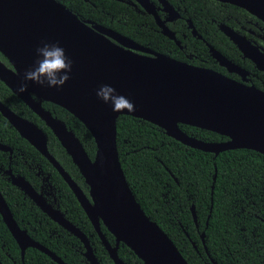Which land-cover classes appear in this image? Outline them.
<instances>
[{"label": "water", "instance_id": "95a60500", "mask_svg": "<svg viewBox=\"0 0 264 264\" xmlns=\"http://www.w3.org/2000/svg\"><path fill=\"white\" fill-rule=\"evenodd\" d=\"M135 1L155 16L164 35L175 39L165 22L159 20L149 0ZM218 1L241 7L264 22V0ZM160 2L166 11H172L167 1ZM223 31L258 70L264 71V54L257 47L224 26ZM43 42L59 44L65 50L73 62L70 78L62 88L29 83L26 92L17 94L24 71L36 61L35 48ZM176 43L179 45L178 41ZM0 50L18 71L7 68L0 61V80L50 128L83 176L89 187L88 195L49 153L47 135L39 126L1 102L0 113L63 177L113 262L126 264L117 253L119 244L123 243L141 259L142 264H189L165 231L148 217L135 199L118 156L117 117L130 115L143 119L162 128L182 144L214 155L238 148L264 155V91L212 69L173 59L111 29L92 26L56 0H0ZM210 51L228 71L241 76L245 74L214 48L211 47ZM103 84H110L117 94L127 97L134 109L112 111L111 106L95 94ZM41 100L65 108L85 125L96 144L93 159L74 132L43 108ZM179 124L207 129L227 137V140L205 142L187 135ZM0 150L12 153L11 148L1 142ZM5 172L12 184L19 187L42 212L81 240L89 264H99L82 231L58 208L52 207L24 177L14 175L10 169ZM191 213L196 222L194 205ZM0 215L20 247L22 261L25 250L33 247L56 263L67 264L19 227L1 192ZM101 223L114 236V246L104 236ZM201 239L204 243V232Z\"/></svg>", "mask_w": 264, "mask_h": 264}, {"label": "trees", "instance_id": "16d2710c", "mask_svg": "<svg viewBox=\"0 0 264 264\" xmlns=\"http://www.w3.org/2000/svg\"><path fill=\"white\" fill-rule=\"evenodd\" d=\"M82 20L109 27L138 44L192 65L221 69L205 42L194 36L182 19L169 27L176 31L182 47L162 35L153 19L125 2L117 0H56ZM179 4L181 15L189 18L204 40L228 59L242 64L236 46L217 28L225 23L238 27L234 16L257 18L245 9L216 0H169ZM224 6L223 9H221ZM226 11V12H224ZM0 58L5 57L0 53ZM257 73L264 77V73ZM243 65V64H242ZM225 73V70L221 69ZM264 90V87L257 86ZM0 101L13 112L32 121L47 134L48 150L81 189L89 187L58 139L45 123L0 80ZM42 106L66 123L93 159L96 144L85 125L65 108L50 101ZM187 135L205 142L227 140L216 132L179 124ZM0 142L12 154L0 150V192L20 228L67 264H88L83 243L48 217L12 184L5 171L11 169L36 189L46 182L54 188L65 217L87 236L99 264H115L102 244L75 195L52 164L40 154L0 113ZM116 145L126 180L141 208L172 240L189 264H264V155L251 149H229L214 155L182 144L165 131L143 119L119 115ZM11 156V157H10ZM216 178L214 180V175ZM47 178V180H45ZM213 186V189H212ZM194 205L196 222L191 213ZM106 239L114 236L101 223ZM204 232V243L201 233ZM118 257L126 264H142L141 259L120 243ZM1 264H58L44 252L28 247L23 261L21 250L0 215Z\"/></svg>", "mask_w": 264, "mask_h": 264}, {"label": "flooded vegetation", "instance_id": "af4514ba", "mask_svg": "<svg viewBox=\"0 0 264 264\" xmlns=\"http://www.w3.org/2000/svg\"><path fill=\"white\" fill-rule=\"evenodd\" d=\"M84 1H88V0H84ZM117 1H122V2H125L127 3L128 5H130L131 7H133L135 10L137 11H141V12H144L146 13L147 15H149L155 25L157 26V30L162 34V29L161 27L157 24V21L155 19V16L152 14V13H149L147 12L143 6H141L139 3H137L135 0H117ZM152 4H153V7L155 9V13L157 15V17L159 18V20L161 21H164L166 26L168 27V29L173 32L174 36H175V39H170L169 37H167L166 35H164L165 37L169 38L170 40H172L175 44L176 41L179 42V45L178 47H182V44L180 42V40L177 38L176 36V31H174L172 28L169 27V24H173V23H176L177 20H180L182 19V21L184 23H186L187 27L190 29L191 33L196 36L198 39H200L201 41L203 40L206 44V46L208 47L209 49V52L211 54V51H210V48H214L210 43L206 42L204 40V38L202 37L201 34H198L197 33V30L195 29V27L193 26L191 20L189 18H184L182 17L181 15V10H180V7H178L179 4H176L177 6H175L173 3H171L169 0H165L167 1L170 6L172 7V11H166L164 9V5L160 2V0H149ZM218 1V0H216ZM218 2H221V1H218ZM221 3H226V2H221ZM230 4V3H229ZM233 5V4H232ZM224 6L221 8L223 9ZM226 12V11H224ZM248 12V11H247ZM249 13V12H248ZM75 14V13H74ZM251 14V13H250ZM252 16H254L253 14H251ZM233 17V15H225L223 18L226 20V22L231 19ZM255 18H257L256 16H254ZM82 20V19H81ZM225 20H221L220 22L217 21V20H214L212 22H215L217 23V28L219 29V31L225 35L235 46H236V50L239 52L241 58H242V64L240 63H236L234 61H232L231 59H228L225 55H223L219 50H217L216 48H214L215 50H217L219 53H221L226 59H228L229 61L233 62L236 66L240 67L242 70L245 71V74L243 76L239 75L238 73H234V72H230L228 71V69L222 65L219 64V62L215 59V61L217 62V64L219 65V67L223 70H225V73L221 71V69H213V68H209V69H212L216 72H219L231 79H234L238 82H241L243 84H246V85H253L255 86L256 88L260 89L259 87L257 86H262L264 87V77L260 76L257 71H255L253 69V67L249 64L246 66V64L244 63V60H248L250 61L253 66L256 68L254 62L246 57L242 51L240 50V48L233 42L232 39H230L223 31V26L226 27L228 30L234 32L236 35H238L239 37H243L247 42H249L251 44V46L253 47H257L263 54H264V25H261L259 24L256 20H253V19H250V20H243L240 18V16H234V20L236 21L238 27H235L233 25H229L228 23L226 24L225 23ZM257 20H259L262 24H264V22L257 18ZM83 21H86L88 22L90 25H96V24H92L91 21L89 20H83ZM98 26V25H97ZM99 26H102V25H99ZM105 27V26H103ZM105 28H108V29H111L109 27H105ZM113 30V29H111ZM114 31V30H113ZM195 31V32H193ZM117 32V31H115ZM118 33V32H117ZM122 35V34H121ZM125 36V35H123ZM127 37V36H126ZM129 38V37H128ZM131 39V38H130ZM134 41V40H133ZM137 43V42H136ZM145 47V46H144ZM157 52V51H156ZM0 53L5 57V60H2L0 58V61L7 67V68H10L12 69L13 71L15 72H18L16 67L13 65V63L11 62V60L0 50ZM211 57L213 58L212 54H211ZM214 59V58H213ZM195 66H198V65H195ZM199 67H202V66H199ZM205 68H208V67H205ZM257 69V68H256ZM258 70V69H257ZM258 71H261V70H258ZM264 73V71H261ZM4 83V82H3ZM5 84V83H4ZM7 86V85H6ZM11 90V89H10ZM261 91H264L262 89H260ZM16 95V94H15ZM33 96V98L35 100H39L34 94H31ZM17 96V95H16ZM18 97V96H17ZM43 101L45 100H41V104L43 103ZM1 102V101H0ZM2 103V102H1ZM6 106V105H5ZM9 108V107H8ZM44 108V107H43ZM10 109V108H9ZM11 110V109H10ZM48 110V109H47ZM12 111V110H11ZM50 111V110H49ZM51 112V111H50ZM15 113V112H14ZM52 113V112H51ZM17 114V113H16ZM19 115V114H18ZM53 115V113H52ZM3 116V115H2ZM20 116V115H19ZM54 117H56L55 115H53ZM22 117V116H21ZM24 118V117H23ZM77 118V117H76ZM26 119V118H25ZM57 120H59V118L56 117ZM42 120V119H41ZM43 121V120H42ZM62 121V120H60ZM44 122V121H43ZM64 122V121H63ZM45 123V122H44ZM65 123V122H64ZM66 124V123H65ZM46 125V124H45ZM38 126V125H37ZM47 126V125H46ZM67 126V125H66ZM41 128V127H40ZM49 128V127H48ZM68 128V127H67ZM42 129V128H41ZM50 129V128H49ZM69 129V128H68ZM43 130V129H42ZM71 130V129H70ZM44 131V130H43ZM51 131V130H50ZM45 132V131H44ZM52 132V131H51ZM46 133V132H45ZM47 135V134H46ZM54 135V134H53ZM48 139V138H47ZM47 147H48V140H47ZM49 151V150H48ZM9 152V151H8ZM10 153V152H9ZM40 153V152H39ZM50 153V152H49ZM12 153H10L11 155ZM41 154V153H40ZM51 154V153H50ZM53 156V155H52ZM11 157V156H10ZM46 158V157H45ZM55 158V157H54ZM74 163V162H73ZM60 164V163H59ZM61 165V164H60ZM53 166V165H52ZM54 167V166H53ZM63 167V166H62ZM64 169V168H63ZM11 170V169H10ZM65 170V169H64ZM79 170V169H78ZM66 171V170H65ZM12 172V171H11ZM58 172V171H57ZM67 172V171H66ZM6 173V172H5ZM59 173V172H58ZM68 173V172H67ZM69 174V173H68ZM9 175V174H8ZM15 175V174H14ZM70 176V175H69ZM62 177V176H61ZM71 177V176H70ZM63 178V177H62ZM25 179V178H24ZM71 179L75 182V180L71 177ZM26 180V179H25ZM47 180V178L45 179ZM64 180V179H63ZM28 181V180H27ZM65 181V180H64ZM29 182V181H28ZM30 183V182H29ZM76 183V182H75ZM77 184V183H76ZM68 185V184H67ZM78 185V184H77ZM69 186V185H68ZM79 186V185H78ZM33 187V186H32ZM80 187V186H79ZM34 188V187H33ZM70 188V187H69ZM81 188V187H80ZM35 189V188H34ZM36 190V189H35ZM37 192L39 193H42L45 200L54 208H58L60 210V212L63 214V216L65 217L64 213L61 211V209L59 208V204L57 202V197L55 195V191H54V188L52 187L51 184H48L46 182H43L41 183V185H39V189L36 190ZM72 191V190H71ZM74 194V193H73ZM88 195V194H87ZM66 218V217H65ZM67 219V218H66ZM68 220V219H67ZM69 221V220H68ZM71 222V221H70ZM72 223V222H71ZM73 224V223H72ZM103 224V223H102ZM74 225V224H73ZM75 227H77L76 225H74ZM78 228V227H77ZM80 230V228H78ZM102 230V229H101ZM81 231V230H80ZM83 232V231H82ZM103 232V231H102ZM104 234V233H103ZM105 236V235H104ZM79 239V238H78ZM80 240V239H79ZM81 241V240H80ZM109 242V241H108ZM110 243V242H109ZM103 244V243H102ZM111 244V243H110ZM84 247V245H83ZM84 251H85V248H84ZM84 251L82 252V254L84 255ZM85 257V256H84ZM87 260V259H86ZM88 262V261H87ZM89 264V263H88Z\"/></svg>", "mask_w": 264, "mask_h": 264}, {"label": "clouds", "instance_id": "9594fccd", "mask_svg": "<svg viewBox=\"0 0 264 264\" xmlns=\"http://www.w3.org/2000/svg\"><path fill=\"white\" fill-rule=\"evenodd\" d=\"M35 55L34 65L24 71L18 83L17 94L26 92L29 83L48 88H62L70 78L73 62L59 44L43 42L35 48ZM95 94L103 103L109 104L114 112L134 109L131 101L117 94L110 84L101 85Z\"/></svg>", "mask_w": 264, "mask_h": 264}]
</instances>
